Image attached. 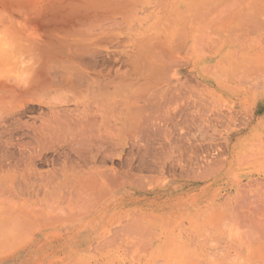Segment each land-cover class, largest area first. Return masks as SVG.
<instances>
[{"label":"bare ground","instance_id":"bare-ground-1","mask_svg":"<svg viewBox=\"0 0 264 264\" xmlns=\"http://www.w3.org/2000/svg\"><path fill=\"white\" fill-rule=\"evenodd\" d=\"M1 3L0 21L3 23L2 25L10 38L9 42L11 44H9L12 50H16L17 53L18 51L25 53L30 62L28 65L32 66L28 70L27 75L25 74L23 78H18V80H5L2 78L3 82H1L2 80L0 78V221H4L3 225H0V240L4 243L12 240L14 243L11 241L10 243H17L19 245L21 243L27 245L34 244L35 248L43 239L49 237L58 239L59 242L63 244L68 240H77L79 242L84 240H96V242H108L113 240L117 238L118 230L117 233L114 232V236L111 237L110 234L102 235L98 228L111 220L108 214L119 204L118 192L124 187H131V184L135 183L131 181V176H129V181L131 182L126 181L124 177H128V174H125L126 172L123 170L120 171L114 164L113 160L115 157H119L120 154L119 152L115 153L116 151L114 150L115 136L125 131L135 132V137L130 139V142L136 144L145 138L144 134L146 132L151 128L157 127V123L154 121V118H152L153 116L150 118L143 117L142 111L138 109L137 103L133 99L117 98L116 90H118V81L116 80V72L111 71L110 68L98 65L95 58L100 54V51H98L100 48L99 46L105 42L106 38L108 39V37L114 35L113 33L116 27L122 22L129 24L135 17L136 11L134 6L136 3H134V0H1ZM224 12L225 8L219 5L212 8L210 12H206L202 15L198 13L196 15H201L200 17L204 16L207 18L206 20L210 21L213 16L220 17ZM178 40L179 44L174 43L170 45L163 54H159V59H163L164 65H171V63L173 64L174 62V51L172 49L175 48L172 47H179V49L183 50L185 53H190V50L192 51L191 47L194 43L190 41L189 35H181ZM175 44L176 46H174ZM204 44L208 45L206 47L203 46L205 48L208 47L206 50H209L206 52L204 50L205 48L201 46L203 55L201 54L202 56L198 59L199 64H203V62H206L205 64L211 63L213 58L211 54L213 51L211 50L219 47L217 43L209 38ZM201 48L199 47V50ZM86 63H88V65H86ZM186 64L188 65L189 63ZM191 65H195V63ZM208 65H212V63ZM246 69L248 70V68ZM233 71L235 72V70ZM250 71L249 73L247 71L246 74V71L244 72L242 68L240 71L241 75H239V73L237 75L230 72L235 75H232L235 78L233 79L234 81L231 80V85L223 83V86H221L224 93L235 98L234 101H232L233 107L236 106L241 108L243 103L248 101L247 98L249 95H256L259 90L264 89V75H261L259 78L256 76V72H253L251 69ZM252 72L254 76H256L255 78L252 76ZM263 72L260 71L259 73L264 74ZM176 73L177 72H175V74ZM171 75L164 70L160 73L159 79L154 82L156 83L155 85L159 86H152L153 88L156 87V89L160 88V90L158 89V92L161 91V93H159L160 95L155 94L167 101L171 100L173 91L177 88L176 84L171 80ZM225 75L227 74L225 73ZM196 77H199V75L196 74ZM203 86L206 85L203 84ZM151 91L153 90H150V92ZM146 94L150 97L152 93ZM198 98V100H201L203 97ZM209 98L211 97L209 96ZM33 99L40 102L43 101L45 105H47V109L39 116L40 119L38 123L33 121L30 124H25L19 116L17 110L18 105L24 100L33 101ZM221 99L220 103L223 104L224 99L222 102ZM198 100L195 99L194 101L195 103L197 102V105H199ZM202 100L206 103L208 98L206 97ZM211 102L212 100L209 99L207 103L208 106H210L209 103ZM216 102L219 103V99ZM200 104L202 105L203 103ZM214 104L213 102L211 103L212 109V106H215ZM225 105L229 106L228 103ZM249 105L247 103L246 107L248 106L247 108H249ZM205 106L206 104H204L202 108ZM216 106L218 107V105ZM244 106H242V108ZM262 106L263 102L257 103L254 101L252 103L249 123L256 118V113ZM200 107L201 106L197 109ZM205 109L207 108H204V110ZM208 109L209 112H211L210 115H212V113L215 114L216 110L217 112L220 110L215 108L210 111V108ZM208 109L205 113L203 112L204 110H201L202 113L201 111H197L199 114L203 115L200 120H203L202 118L205 114L206 117H208ZM232 110L234 109L232 108ZM247 110L249 111V109ZM235 111H233V113ZM197 112H194V114H198ZM219 112L220 114L217 113L219 116L216 114L217 117L215 115L212 116L217 119L218 117L223 118L222 114H224L225 111H223L224 113L221 111ZM138 113L142 116V119L140 118L134 121V114ZM233 113H231V115ZM194 114L192 115L194 116ZM248 114L247 117L249 116ZM197 116L198 118L200 117V115ZM225 117L226 116H224V118ZM198 118L195 119L198 120ZM228 118L230 119L229 116ZM208 120L206 121L208 122ZM210 120L213 121V118ZM206 121H204V123H201L202 121H196L197 124H202L200 127L203 130L197 131V129L200 128L199 125H194L193 127H197H195L196 130H194L199 134L200 132L204 133L208 130L205 126ZM217 122H219V119ZM233 122L236 121L232 120V123ZM212 124L214 123L212 122ZM212 124H209L212 127L208 126L210 129L214 127ZM234 124L235 123L232 125ZM223 125V129L226 128L227 130L229 126L225 127V124ZM21 126H28L32 136L24 143L21 141L14 142L11 138L12 131H14V129L17 131ZM236 126L237 125H235V127ZM249 127L250 126L247 124L244 128H248L247 133L250 134V132L252 133L253 131H250ZM213 129H215V127ZM222 131L223 130H221V132ZM238 131L239 130L235 131V129H233L224 135L227 140L225 153L222 152L224 151L223 145V149L220 148L221 146L219 147L220 150L222 149L220 155L215 152L219 150L218 147L215 146L217 149L215 148V150H213L215 152L214 155L217 154L220 157L217 158V156L214 160L215 162L212 161L214 159H212V157L208 159L210 162L212 161V163H209L214 166L216 165L217 168L215 169L214 167V169H212V166L208 168L210 171L211 169L212 171L216 170V175L223 178L230 173L229 170L231 166L240 165L245 162V164L247 163L249 166L255 168L254 170L247 169L245 174L241 172L242 170L240 173L250 176L252 173L256 172L259 174V181L256 178L251 179L247 177L250 179H246V182H242L243 179L240 176V179H238L242 181L237 180L238 182L234 181L233 183L230 181V184H228V182H223V185L217 188H219L218 191L228 188L223 196L224 199H221L222 201L216 205L206 204L202 212H208L209 208H212V212L215 213V218H213L216 223L221 221L220 219L225 220L224 222L221 221L224 224H219L221 228H223V231L230 225L227 228L229 229L228 237L231 235V229L234 230L232 234L235 233L236 235L237 231L239 234H243H238L239 236L236 235L238 237L234 234L235 237L231 235L229 239H227L228 241H226L227 246L224 244L225 249L228 247L229 249L227 250H232V255H234L236 261L233 256L232 258H234V260L231 256L229 258L227 255V258L225 256L224 259H232L235 261V264L237 261L239 264H249L257 255V257L260 255L259 259H261V256H264V251H262L264 250V131L262 130L252 135V138L253 136L254 138H259V141H255V144L252 143L254 147L252 146L245 154H238L237 151H234L236 146L235 143L240 139V136H236L239 134ZM192 132L193 131H191V133ZM221 132L220 135H222ZM205 133L209 134L210 132L206 131ZM210 135L212 136L213 134L210 133ZM245 138H247V136ZM169 140L170 139H167L166 142L170 146ZM258 143L259 145L255 148V145ZM215 144L218 146L220 145L217 144V142ZM9 145L10 147L14 145L18 149L28 146L31 152L26 157L20 158L9 150ZM54 146L61 150L62 162L58 168L53 170L51 176H48L46 175L47 173L36 170L33 165V158L35 157L36 148L40 147L43 149ZM212 148L214 147L212 146ZM207 154L208 152L206 155ZM192 156L190 155V157ZM197 158L199 159V157ZM131 159L130 157L128 164H130ZM204 159L206 158H203V160ZM189 161H191V158ZM208 161L206 164L209 165ZM139 162L143 167L147 164L143 156L140 158ZM193 162L195 163V161H191L190 163ZM190 163L186 165L187 168L189 166L191 167ZM194 163L192 165H194ZM164 165L165 163L163 162L162 166ZM162 166H160V170ZM165 167L166 165L164 168ZM181 169H183V167ZM238 169L236 170L239 171ZM198 172L200 173L201 171L199 170ZM203 172L204 171H202L201 174H203ZM191 173H193L191 175L193 179L195 177L199 178L205 176L195 175L197 174L196 169ZM211 173L212 172L209 174L211 175ZM191 176L188 174L187 177ZM236 177L237 176L234 178ZM138 184L139 183H136V185ZM138 186H140V184ZM253 186L256 189L252 190ZM214 188L216 189V187ZM199 202L200 200L191 196V199L183 201L180 207L190 212L196 210L194 209L196 204L198 206L197 209H199ZM136 218L139 221L140 218ZM170 218L168 224L171 222L172 218ZM130 220L133 222L135 218ZM137 220L135 222H138ZM162 220L163 217L161 221ZM226 220L227 222L229 221V223H227ZM140 222H138L139 224L136 223L139 225L137 228L129 227L130 229H127V224H125L126 228H123L125 227L123 225L121 226L123 230L126 229L128 233L130 230L139 237H141V235L147 237L150 234L151 239H148V243L151 240H155L157 235L154 231L152 232L151 230L150 232L147 228V230H145V227L143 228ZM234 226L240 229L241 232ZM227 229H225V231ZM235 230L237 231L235 232ZM133 234L130 235L133 236ZM136 235L135 237H137ZM211 249H213V247ZM216 249L219 250V248ZM8 250H10V248ZM4 251H6L5 248ZM220 257L221 256H219V258ZM233 261L230 260L229 263L231 264ZM255 262L258 264L261 263V261ZM262 263L264 264V259ZM42 264L51 263L44 262ZM63 264L68 263L65 262ZM180 264H188L185 250L180 251Z\"/></svg>","mask_w":264,"mask_h":264},{"label":"rangeland","instance_id":"rangeland-1","mask_svg":"<svg viewBox=\"0 0 264 264\" xmlns=\"http://www.w3.org/2000/svg\"><path fill=\"white\" fill-rule=\"evenodd\" d=\"M134 3H136L134 6L136 11L135 17L129 24L122 22L116 27L113 33L114 35L108 37V39L106 38L105 42L99 46L100 48L98 51H100V54L95 58L98 65L110 68L111 71L116 72V80L118 81V90H116L117 98L133 99L137 103L138 109L142 111L143 117L150 118L153 116L152 118H154V121L157 123V127L151 128L149 130L150 132H146L144 134L145 138L136 144L130 142V139L135 137V132L125 131L115 136L114 150L116 151L115 153L119 152L120 154L119 157H115L113 160L114 164L120 171L123 170L126 172L125 174H128V177H124L126 181L135 182L131 184V187H124L118 192L119 204L108 214L111 220L98 228L102 235L110 234L111 237H113L114 232L117 233L118 230V236L115 234L117 238L108 242H96V240H84L79 242L77 240H68L63 244L59 242L58 239L49 237L43 239L36 248L34 244L27 245L21 243L19 245L17 243L13 244L14 241L12 240H9L7 243L0 240V264H42L44 262L51 264L54 262V264H63L65 262L68 264H180V251L183 250L187 253L188 264H230L229 261L234 260L235 257L232 255V250H227L229 249L228 247L225 249V245L227 246V239H229L231 235H235V233L232 234L234 230L231 229V232L229 231L231 235L228 237L229 229L227 228L230 225H228V227L225 226L227 232L225 229L223 231L220 224L225 220L220 219L223 222L219 221L216 223V221H214L215 213L212 212V208H209L208 212H202V210H204L203 207L206 204L216 205L224 199L223 196L228 188L218 191L220 186L223 185V182H228V184H230V181L232 183L237 180L242 181L239 180L240 176L243 179L242 182H246V179L250 178H256L259 181V174L256 172L252 173L250 176L244 175L247 169L254 170L255 168L249 166L247 163L245 164V162L240 165L231 166L229 170L230 173L223 178L216 175V170L212 171V169H214V167L216 169L217 166L210 163H212L217 156V158L220 157V151L223 149L222 145L224 147V151L222 152H226L227 140L224 135H226L228 131L233 129H235V131L239 130V134L236 136H240L241 140L235 141L236 146L234 149L238 154L247 153L253 146L252 143L259 141V138H254V136L252 138V135L259 131H264V123H262L264 122V89L259 90L256 95H249L251 101L248 97V101L246 102L250 105L249 108H247V103H243L242 106L245 104L243 107L244 110L242 106L241 108L236 106L233 107L232 101H234L235 98H233V96H231V98L221 89L223 83L231 85L232 81H234L233 79H235L234 74L238 75L239 73V75H241L240 71L242 68L244 72L246 71V74L247 71L248 73L251 72V69L253 72H256L255 74H257L256 76L259 78L261 75H264L259 73L260 71H264V0H134ZM1 4L0 8L2 6ZM219 5L225 8V12L222 16H213L210 21L206 20L207 18L204 16L205 19L200 17L202 14L210 12L212 8ZM198 13H201V15H196ZM2 24L3 23L0 21V78L1 80L2 78L5 80H18V78H23L25 74L27 75L32 65H28L30 62L25 53L19 51L17 53L16 50H12L11 43L9 42L10 38ZM181 35H189L190 41L194 43L191 47L192 51L190 50V53H185L183 50H180L179 47H172L175 48L172 49L174 51V62L173 64L171 63V65H164L163 59H159V54H163L170 45L174 43L179 44L178 39ZM208 38L217 43L219 47L211 50L213 51L211 53L213 55L212 65H208L211 63L205 64L206 62L199 64L198 59L203 55L201 46H208L204 44ZM176 44L174 46H176ZM199 47L201 48L200 50ZM207 48L204 49L206 52L209 50H206ZM186 63L189 64L187 65ZM193 63H195V65H191ZM86 65H88V63H86ZM245 67L248 68V70ZM164 70L167 71L168 74H172L171 80L177 87L176 90L173 91L170 101L158 96L160 95L159 93H161V91L158 92L160 88L156 89V87H152L159 86L155 85L156 83L154 82L159 79L160 73ZM233 70H235V72ZM175 72L177 73L175 74ZM253 72L252 76H254ZM225 73L227 75H225ZM196 74H198L199 77H196ZM256 76H254V78ZM1 82H3V80ZM203 84L206 86H203ZM150 90L154 92H150ZM146 93L152 94L148 97ZM209 96L211 98H209ZM198 97H203L204 99L207 97L208 101L210 99L215 103V106H212L213 109H220L219 111L222 113L225 111L224 114L226 115L222 114V116L223 118L224 116L226 117L224 119L218 117V119L219 122L225 124V127L229 126L227 130L226 128L223 129L224 125L222 123L217 122L218 119L216 117L219 116V111L217 112L216 110V112L219 113L218 115L215 112L217 116L212 113V115L216 117L210 115L211 112H209L208 108H210V111L213 110L211 108L212 102L209 103L210 106H208V101L205 103V101L202 100L203 98L198 100ZM195 99L198 100L199 105L196 104L197 102H194ZM218 99L219 103L216 102ZM220 99L221 102L224 99L223 104L220 103ZM254 101L257 103L263 102V106L256 113V118L249 123L250 110ZM200 103L203 104L201 105ZM227 103L229 106L225 105ZM204 104L208 106L204 108L208 109L207 114H209L207 115L208 117H206L205 114L202 119L204 121L209 119L208 122H205V126L208 129L206 131L213 134L212 136L210 133H205V130L204 133L200 132L201 135L198 133L202 129L200 127L202 124L199 125V122L202 121L201 123H204V121L200 120L203 115L199 114L197 111H203L204 108H202V106ZM216 105H218V107ZM46 106L47 105H45L43 101L40 102L34 99L33 101L24 100L18 105L17 110L21 120L24 121L25 124H30L33 121L38 123L40 119L39 116L47 109ZM199 106H201L200 108L202 109H197ZM227 107H230L231 110L233 108L234 110L231 111L230 108ZM207 109L203 112L205 113ZM247 109H249V111ZM233 111L235 112L233 113ZM247 111L249 113H247L249 115L248 117L246 114ZM194 112L198 114H194ZM139 113L134 114V121L140 118L142 119ZM231 113H233V116ZM192 114H194V116ZM197 115H200V117L198 118ZM195 118H198V120ZM211 118H213V121L210 120ZM227 119L228 121L230 120L229 124ZM258 119H262V122ZM195 120L199 121V124H197ZM232 120L236 121L233 122L235 123L234 125H232ZM211 121L214 124H212ZM210 123L215 127V129H213L214 127L212 128V132V129H210L212 126L209 125ZM247 124L250 126V131H253L252 133L250 132V134L247 133L248 128H244ZM194 125H199L200 128L197 129L198 132L195 131L197 127H193ZM235 125L237 126L235 127ZM221 130L223 131L221 132ZM191 131H193L194 134L193 132L191 133ZM12 132L11 138L14 142L21 141L24 143L32 136L28 126H21L17 131L14 129ZM220 132L222 135H220ZM246 136L247 138H245ZM167 139H170V146L166 142ZM214 141L220 145H216ZM258 145L259 143L255 145V148ZM212 146L214 148H212ZM215 146L218 147V149L220 146V148H222L218 150L219 153L215 151L219 155H214L215 152L213 150H215ZM9 150L20 158L26 157L31 152L28 146L18 149L14 145H11V147L9 145ZM35 150V157L33 158L34 167L36 170L51 176L53 170L61 165V150L55 146L43 149L39 147ZM205 150L208 152L207 155ZM190 155L196 158L193 156L190 157ZM142 156L147 163L144 167L141 166L139 162ZM130 157L132 159L130 164H128ZM189 157L191 161H195V163L193 162L194 165L190 163ZM197 157H199V159ZM211 157L214 159L210 162L209 159ZM203 158L206 159L203 160ZM207 161L208 163L210 162L209 165L206 164ZM163 162L166 165L165 168V165L162 166ZM189 163L191 165V167L189 166L191 170L186 166ZM201 164L204 165L202 166ZM180 165L183 169L180 168ZM160 166H162V171L160 170ZM194 166L201 172L199 173ZM209 166L213 167L211 171L208 168ZM194 168L197 172L195 175L205 176L199 177L200 179L196 177L193 179L191 176L193 173L191 172L195 171ZM202 171H204L203 174H201ZM240 171L244 174L242 175ZM210 172H212L211 175L209 174ZM188 174L191 177H187ZM233 174L237 176V179L234 178L235 176ZM129 176L132 178L131 181H129ZM229 177L233 179L230 180ZM136 183H139L141 187L138 186L139 184L136 185ZM214 187H216V189ZM253 189L256 188L253 186L252 190ZM191 196L200 200V204L198 203L199 209H197V204L194 208L197 212L196 210L189 212L180 207L182 202L191 199ZM154 213L158 214L154 216ZM136 217L140 218L139 221ZM162 217L165 221H161ZM168 217L171 219L172 224L171 222L168 224ZM134 218L135 220L132 222L130 219ZM136 220L138 222L141 221L140 223H142L143 228L145 227V230L148 229L150 232L151 230L152 232L154 231L157 238L148 243L150 234L147 236L148 238L145 235H143L144 237L141 235V238L133 234L130 230L128 233L126 229H124L125 231L122 229L121 225L125 226L123 228H126L125 224H127V229L139 227V223L135 222ZM3 223L4 221L1 220L0 225H3ZM227 223H229V221ZM234 227L238 229L236 226ZM238 230L240 231V229ZM236 231L237 230H235V232ZM130 234H133V236ZM238 234L239 232L237 231L236 235ZM240 234L243 235L242 233ZM135 235L137 237H135ZM234 235L232 237L236 236ZM10 241L13 243H10ZM212 247L213 249H211ZM4 248L6 251H4ZM9 248L10 250H8ZM216 248H219V250ZM226 255L229 258L233 256V260L226 259V261L224 259ZM219 256L221 257L219 258ZM256 257L252 259V262L249 264H254L256 263L255 261H261L260 264H263L262 261L264 256H261V259H259L260 255ZM235 261L231 262V264H235Z\"/></svg>","mask_w":264,"mask_h":264}]
</instances>
